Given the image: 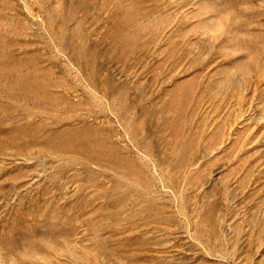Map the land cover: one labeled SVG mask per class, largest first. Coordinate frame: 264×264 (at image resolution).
Here are the masks:
<instances>
[{"label": "rangeland", "instance_id": "obj_1", "mask_svg": "<svg viewBox=\"0 0 264 264\" xmlns=\"http://www.w3.org/2000/svg\"><path fill=\"white\" fill-rule=\"evenodd\" d=\"M0 264H264V0H0Z\"/></svg>", "mask_w": 264, "mask_h": 264}]
</instances>
